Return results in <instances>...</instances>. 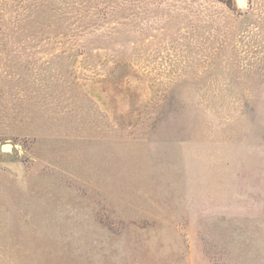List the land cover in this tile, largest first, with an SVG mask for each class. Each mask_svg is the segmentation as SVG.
Wrapping results in <instances>:
<instances>
[{"label":"rangeland","instance_id":"374dc122","mask_svg":"<svg viewBox=\"0 0 264 264\" xmlns=\"http://www.w3.org/2000/svg\"><path fill=\"white\" fill-rule=\"evenodd\" d=\"M119 2L0 0V264H264V0Z\"/></svg>","mask_w":264,"mask_h":264},{"label":"trees","instance_id":"16d2710c","mask_svg":"<svg viewBox=\"0 0 264 264\" xmlns=\"http://www.w3.org/2000/svg\"><path fill=\"white\" fill-rule=\"evenodd\" d=\"M120 0H74L75 8L78 15L83 18L94 17L100 18L112 16L118 6H120Z\"/></svg>","mask_w":264,"mask_h":264},{"label":"water","instance_id":"95a60500","mask_svg":"<svg viewBox=\"0 0 264 264\" xmlns=\"http://www.w3.org/2000/svg\"><path fill=\"white\" fill-rule=\"evenodd\" d=\"M240 1L243 2V0H240ZM3 149L7 150V149H9V147L7 145H5V146H3Z\"/></svg>","mask_w":264,"mask_h":264}]
</instances>
